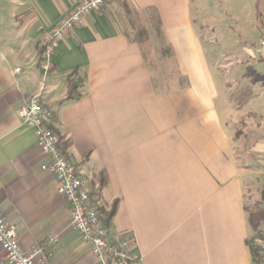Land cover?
Segmentation results:
<instances>
[{"label": "crops", "instance_id": "0c3cea01", "mask_svg": "<svg viewBox=\"0 0 264 264\" xmlns=\"http://www.w3.org/2000/svg\"><path fill=\"white\" fill-rule=\"evenodd\" d=\"M76 1L0 0V214L21 246L43 245L48 264H97L55 178L41 170L47 158L35 131L18 115L40 94L100 208L118 201L109 237H131L136 264H253L246 198L264 189V100L239 102L235 93L245 95V79L256 76L263 87L251 99H264V0H252V31L240 35L251 40L242 42L245 56H207L214 0H123L68 32L45 73L40 49ZM138 27L166 44L172 77L156 79L133 40ZM246 60L256 61L252 74L237 70ZM74 72L86 80L84 94L67 100ZM253 200L264 206L262 194Z\"/></svg>", "mask_w": 264, "mask_h": 264}, {"label": "built area", "instance_id": "2783aa9c", "mask_svg": "<svg viewBox=\"0 0 264 264\" xmlns=\"http://www.w3.org/2000/svg\"><path fill=\"white\" fill-rule=\"evenodd\" d=\"M123 0H77L74 10L51 31L49 41L43 46L42 69L47 73L58 45L68 32L81 26L87 16L100 11L112 2ZM264 49V40L260 42ZM16 72H20L17 69ZM22 124L35 131L37 146L47 161L41 170L52 175L57 182L58 193L69 205L70 224L84 242L90 245L97 264H136L140 258L135 252L134 240L123 236L113 242L99 214V201L92 199V181L82 175L62 152L60 137L52 131V112L42 103L40 94L31 95L18 110ZM48 243H57L58 237L50 236ZM264 264V233L255 239ZM0 246L3 258L0 264H48L46 248L35 245L31 249L21 246L17 230L0 214Z\"/></svg>", "mask_w": 264, "mask_h": 264}, {"label": "rangeland", "instance_id": "374dc122", "mask_svg": "<svg viewBox=\"0 0 264 264\" xmlns=\"http://www.w3.org/2000/svg\"><path fill=\"white\" fill-rule=\"evenodd\" d=\"M216 3V10L212 11L210 15H212L213 23L216 25V29L214 32H208L207 40L205 44V49L207 50V56H210L213 59V63L217 58H221L224 56H245L242 48V42L251 43L249 37L247 38H240L242 32H249L252 31L248 23H251L255 19L253 14L254 10V2L252 0H243V4H240L241 0H214ZM240 1V2H238ZM244 6V9L240 12V8ZM229 6L230 11L226 10V7ZM232 8V11H231ZM244 12L243 14H241ZM144 28L138 27L136 34L134 35V39L140 40L143 42L144 49L146 51V55L148 58V62L150 64V68L152 69L154 76L158 81L167 79L168 77H172L174 67L167 60V57L163 56L162 51H167V46L165 43H162L157 39V36L151 31V35L149 33L148 36L143 35L141 32ZM140 33L142 36L140 37ZM244 37V36H242ZM249 41V42H248ZM253 41V40H252ZM254 43V42H253ZM164 52V54H166ZM164 57V59H163ZM223 62L220 59L219 63ZM211 63V61H210ZM256 64V61L253 60H246L240 66L237 67V70L243 71L249 68V72L251 73V67L253 68ZM262 67L264 68V62H261ZM252 74V73H251ZM251 76V75H250ZM256 76L246 78L247 84L246 86L249 87V91L245 94H237L235 93L236 99L239 102L242 101H250L255 105H258L263 102L264 99L260 101L252 100L253 94L260 91V87L262 90L263 83L261 80H256ZM258 79V78H257ZM163 83V82H162ZM167 83V82H165ZM255 86V89L253 88ZM247 99V100H245ZM258 102V103H257ZM251 196L247 195V206L248 209L254 208L257 204V200H253L255 197L258 199L261 197V189L256 187H252ZM250 195V194H249ZM250 198H253L252 201ZM261 201V199H260Z\"/></svg>", "mask_w": 264, "mask_h": 264}, {"label": "trees", "instance_id": "16d2710c", "mask_svg": "<svg viewBox=\"0 0 264 264\" xmlns=\"http://www.w3.org/2000/svg\"><path fill=\"white\" fill-rule=\"evenodd\" d=\"M124 9L128 10L127 6H124ZM128 13L131 14V12H128ZM157 20H158V24L160 25V21L158 18ZM158 32H159V35L162 34L160 28L158 29ZM141 33L145 36L149 35V32L146 29H143ZM141 33H140V37L142 36ZM133 40L136 42H139L140 44L143 43L142 41L137 40V39H133ZM43 53H44V48L40 49V59L38 62L39 66L43 64V56H42ZM85 85H86L85 78H78L77 72L72 73L70 76H68L66 99L67 100H79L84 94ZM56 118H57L56 114L52 113L53 125L51 126V129L55 133H58V131L54 127V122L57 121ZM59 137L61 141L60 143L61 150L65 154L67 149L70 147V143L64 142V140L62 139L60 135ZM100 182H101L100 183L101 186L104 187L106 184V178L102 177ZM92 188H93V182H92ZM98 195H99V191H95L93 189L92 199H96V201H99ZM262 199L264 201V189L262 192ZM117 207H118V201L116 200L114 204L112 205L111 209L108 211H104L102 208H99V214L102 218V221L105 227L108 229L112 223V220L115 217ZM247 213H248V220H249L250 226L252 227V230L254 232V236L251 238V240L248 241V245L250 247V251L252 254V258H253V264H262L263 256L261 254L260 249L255 244V239L258 237H261L264 233V206L260 208H255V207L250 208V209L247 208Z\"/></svg>", "mask_w": 264, "mask_h": 264}]
</instances>
